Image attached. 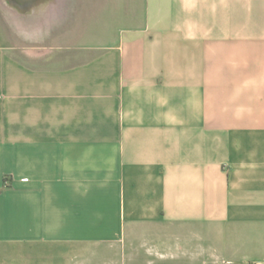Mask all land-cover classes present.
Listing matches in <instances>:
<instances>
[{"label":"crops","instance_id":"crops-1","mask_svg":"<svg viewBox=\"0 0 264 264\" xmlns=\"http://www.w3.org/2000/svg\"><path fill=\"white\" fill-rule=\"evenodd\" d=\"M7 1L0 264H264V0Z\"/></svg>","mask_w":264,"mask_h":264},{"label":"rangeland","instance_id":"rangeland-1","mask_svg":"<svg viewBox=\"0 0 264 264\" xmlns=\"http://www.w3.org/2000/svg\"><path fill=\"white\" fill-rule=\"evenodd\" d=\"M38 16L24 15L18 12L7 0H0V44L9 48H13L12 55L17 60H28L34 63L39 58L42 62L50 64L54 62L56 50L54 47L58 45V39L54 36H40L37 29ZM36 29H32V26ZM53 33V31H52ZM73 40L78 43L85 41H96L95 38L75 37ZM39 47H47L48 49L39 50ZM46 60V61H45ZM4 264H22L21 251L16 250L12 259L4 262Z\"/></svg>","mask_w":264,"mask_h":264},{"label":"water","instance_id":"water-1","mask_svg":"<svg viewBox=\"0 0 264 264\" xmlns=\"http://www.w3.org/2000/svg\"><path fill=\"white\" fill-rule=\"evenodd\" d=\"M16 3V7L23 9L24 7H27L29 9L30 7L35 6L34 4H37L38 0H10Z\"/></svg>","mask_w":264,"mask_h":264},{"label":"trees","instance_id":"trees-1","mask_svg":"<svg viewBox=\"0 0 264 264\" xmlns=\"http://www.w3.org/2000/svg\"><path fill=\"white\" fill-rule=\"evenodd\" d=\"M9 181H10V177L6 176L4 178V188H8L9 187Z\"/></svg>","mask_w":264,"mask_h":264}]
</instances>
